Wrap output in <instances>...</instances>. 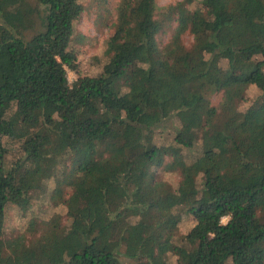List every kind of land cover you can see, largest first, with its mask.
<instances>
[{
  "label": "trees",
  "instance_id": "1",
  "mask_svg": "<svg viewBox=\"0 0 264 264\" xmlns=\"http://www.w3.org/2000/svg\"><path fill=\"white\" fill-rule=\"evenodd\" d=\"M83 10L0 0V264H264V0H120L71 83ZM46 192L67 213L8 235Z\"/></svg>",
  "mask_w": 264,
  "mask_h": 264
},
{
  "label": "rangeland",
  "instance_id": "2",
  "mask_svg": "<svg viewBox=\"0 0 264 264\" xmlns=\"http://www.w3.org/2000/svg\"><path fill=\"white\" fill-rule=\"evenodd\" d=\"M84 10L80 19L75 25V41L73 48L77 52V69H70L67 67L68 78L71 83L77 80L82 75H96L101 71V66L106 60L104 54V48L106 39L112 32V26L117 16V6L120 0H82ZM178 0H157L160 7H165L168 4L175 3ZM161 41H168L170 34L166 33L161 35ZM184 41L186 44H191L193 36L190 34L184 35ZM260 94V90L255 83H251L247 87L246 95L251 100L255 99ZM220 96L214 97L213 100L217 101ZM247 104V103H245ZM5 142L9 148L7 156L8 160H13L19 156L18 143L8 138H5ZM161 177L167 178L173 185L177 186L182 183V177L178 172L166 173L158 170ZM71 189H67L65 196H69ZM38 198L32 199V204L28 211L23 212L17 205H11L9 207L8 221L6 224V233L12 235L18 233L24 228H28V220L34 217V220L39 223V226L45 225L50 216L59 212L65 215L67 213V206L63 203L55 205L50 202V192L38 193ZM66 218V217H65ZM228 217L223 219L227 222ZM195 222V217L188 216L184 219L183 223L186 227L189 224ZM170 260L172 264L176 262V256L171 255ZM227 264H232L229 261Z\"/></svg>",
  "mask_w": 264,
  "mask_h": 264
}]
</instances>
